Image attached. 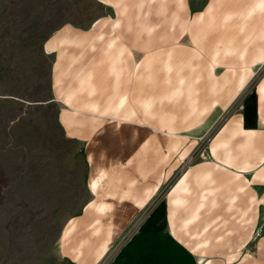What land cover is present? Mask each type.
Instances as JSON below:
<instances>
[{
    "label": "crops",
    "instance_id": "obj_1",
    "mask_svg": "<svg viewBox=\"0 0 264 264\" xmlns=\"http://www.w3.org/2000/svg\"><path fill=\"white\" fill-rule=\"evenodd\" d=\"M96 1L104 11L86 26L56 30L89 191L87 264L123 235L106 264H264V0ZM257 74L217 127L210 157L173 179L125 235L163 183L155 131L199 138ZM104 113L113 118L98 123ZM166 114L179 126L162 129ZM106 127L114 151L97 136Z\"/></svg>",
    "mask_w": 264,
    "mask_h": 264
},
{
    "label": "rangeland",
    "instance_id": "obj_2",
    "mask_svg": "<svg viewBox=\"0 0 264 264\" xmlns=\"http://www.w3.org/2000/svg\"><path fill=\"white\" fill-rule=\"evenodd\" d=\"M103 11L96 0H0V264H73L62 251L63 238L89 191L82 145L67 137L58 121L59 103L51 86L52 58L45 41L61 26H86ZM258 77H251L199 138L188 137L190 129L179 128L177 123L173 125L178 128L171 129L174 132L155 131L161 135H153L151 145L161 146L163 183L140 206L125 235L160 202L173 179L194 161L210 157L217 127L239 108ZM165 117L161 116V128H171L169 124L176 119ZM111 118L109 113L101 114L98 123ZM109 133L116 134L106 127L97 136L104 149L114 151ZM122 241L124 235L95 264H106Z\"/></svg>",
    "mask_w": 264,
    "mask_h": 264
},
{
    "label": "bare ground",
    "instance_id": "obj_3",
    "mask_svg": "<svg viewBox=\"0 0 264 264\" xmlns=\"http://www.w3.org/2000/svg\"><path fill=\"white\" fill-rule=\"evenodd\" d=\"M45 50L47 52H50L51 53V58H52V61H51V86H53V89H54V92H55V97H56V99H57V101L59 103L58 121H59L61 127L63 128V131H64L65 135L67 137L73 139L71 119H70V113H69V107H68V100H67V94H66V90L67 89L65 88V81H64V75H63V69H62V62H61V56H60V50H59V43H58L57 31H54L47 38V40L45 41ZM79 61H80V59L78 60V62ZM78 62L77 63L75 62V64H78ZM70 66H71L70 68L73 69L74 66L73 65H70ZM70 68H69V70H70ZM198 75L200 76V74H198ZM188 79H189V77H188ZM191 79H192V77H191ZM196 80L192 79V82L193 81H196ZM189 81H190V79H189ZM198 81H199V79H198ZM152 82H154V81H152ZM190 83H189V85H190ZM75 93H78V92H75ZM161 96H163V95H161ZM161 96H160V98H161ZM168 96H170V94ZM167 115L168 114H166V117L165 118H167ZM163 123H164V121H163ZM69 221L70 222H68V226L66 227V230H65L66 235H64V238H63V239H65V241L63 242L64 243V250H62V251H64L65 254H66V256L71 259V261H72L73 264H87L86 253L85 254H82L80 252V251H82V249L85 250V242H84V233H83V224H82V214H81V211H79L78 213H76L72 217V219H70Z\"/></svg>",
    "mask_w": 264,
    "mask_h": 264
},
{
    "label": "built area",
    "instance_id": "obj_4",
    "mask_svg": "<svg viewBox=\"0 0 264 264\" xmlns=\"http://www.w3.org/2000/svg\"><path fill=\"white\" fill-rule=\"evenodd\" d=\"M239 108H241V105H239Z\"/></svg>",
    "mask_w": 264,
    "mask_h": 264
}]
</instances>
